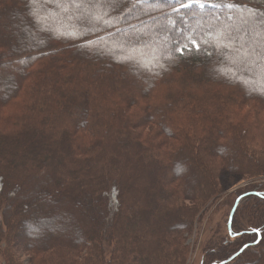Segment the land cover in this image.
Segmentation results:
<instances>
[{
	"label": "trees",
	"instance_id": "trees-1",
	"mask_svg": "<svg viewBox=\"0 0 264 264\" xmlns=\"http://www.w3.org/2000/svg\"><path fill=\"white\" fill-rule=\"evenodd\" d=\"M244 10L264 0H0V264H185L230 178L264 175V27L222 25ZM259 189L205 264H264Z\"/></svg>",
	"mask_w": 264,
	"mask_h": 264
},
{
	"label": "rangeland",
	"instance_id": "rangeland-1",
	"mask_svg": "<svg viewBox=\"0 0 264 264\" xmlns=\"http://www.w3.org/2000/svg\"><path fill=\"white\" fill-rule=\"evenodd\" d=\"M244 14L242 20H246L245 22H251L250 24L244 23V26H239L236 24L235 19H231L230 17L227 18V22H223V27H228L231 29V31L239 32L241 34V41H247L249 39V31L250 27H257L262 28L264 27V12L257 13L254 11H248L246 10L241 11ZM258 15L261 16V19L258 17ZM241 16V15H239ZM255 18V19H253ZM207 36L210 37L211 34L208 33V31H211L212 29H215V25L211 24L207 27ZM246 29V31H245ZM214 37V36H212ZM227 38V36L225 37ZM239 40L238 38H236ZM161 48H164L163 41H170V39L161 40ZM160 45V43H157ZM168 49V48H166ZM229 186L225 190H223L220 195L213 201L210 202L204 210H202L201 214L198 215L195 221V225H193V229L191 232L189 231L186 233L183 237V246L187 248V254H186V261L185 264H205V255H206V249L208 247H211V251H215V246H219V244H224L228 242V239H230L227 235V225L230 223V218L227 221V214L232 213L234 208V199L235 197L244 191H250L254 189L255 187H260V191L264 192V175L260 177H250L245 178L242 180H237L235 178H230ZM41 191L47 196H49V200H53L54 196L51 193H48L43 187H41ZM39 193V192H38ZM39 195V194H38ZM233 205V207H232ZM236 205V203H235ZM42 205H35L31 204V206H27L25 210L21 211L22 214L25 215H34L39 214L43 216V218L50 217L53 215L51 210L46 207L47 212L41 211ZM45 208V207H44ZM52 208V207H51ZM98 209H93L90 213V215H94L95 212H97ZM87 209L86 211L82 212V216L87 215ZM215 248V249H214ZM253 260L256 261L255 264H260V260H256V257L253 258ZM24 264H28L26 260H24ZM118 264V263H117Z\"/></svg>",
	"mask_w": 264,
	"mask_h": 264
},
{
	"label": "water",
	"instance_id": "water-1",
	"mask_svg": "<svg viewBox=\"0 0 264 264\" xmlns=\"http://www.w3.org/2000/svg\"><path fill=\"white\" fill-rule=\"evenodd\" d=\"M238 202H239V200L237 201V203H236V205H235V208L233 209V211H232V213H231V218H230L229 227L231 226V220H232L233 214H234V212H235V209H236V207H237V205H238ZM233 259H234V257H232L230 260H228V261H226V262H222V263H220V264L227 263V262H229V261H231V260H233ZM214 264H216V263H214Z\"/></svg>",
	"mask_w": 264,
	"mask_h": 264
},
{
	"label": "snow or ice",
	"instance_id": "snow-or-ice-1",
	"mask_svg": "<svg viewBox=\"0 0 264 264\" xmlns=\"http://www.w3.org/2000/svg\"><path fill=\"white\" fill-rule=\"evenodd\" d=\"M40 0H32V3H38ZM44 2H49V0H44ZM57 4L61 2V0H55ZM72 3H76V0H72Z\"/></svg>",
	"mask_w": 264,
	"mask_h": 264
},
{
	"label": "bare ground",
	"instance_id": "bare-ground-1",
	"mask_svg": "<svg viewBox=\"0 0 264 264\" xmlns=\"http://www.w3.org/2000/svg\"><path fill=\"white\" fill-rule=\"evenodd\" d=\"M230 259H231V258H230ZM230 259H229V260H230ZM226 261H228V260H226ZM226 261H224V262H226ZM227 263H228V262H227ZM213 264H214V263H213ZM216 264H217V263H216Z\"/></svg>",
	"mask_w": 264,
	"mask_h": 264
}]
</instances>
